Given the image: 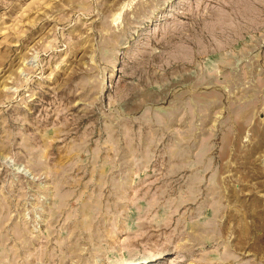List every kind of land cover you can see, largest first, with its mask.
Returning a JSON list of instances; mask_svg holds the SVG:
<instances>
[{"label":"rangeland","instance_id":"1","mask_svg":"<svg viewBox=\"0 0 264 264\" xmlns=\"http://www.w3.org/2000/svg\"><path fill=\"white\" fill-rule=\"evenodd\" d=\"M0 264H264V0H0Z\"/></svg>","mask_w":264,"mask_h":264}]
</instances>
